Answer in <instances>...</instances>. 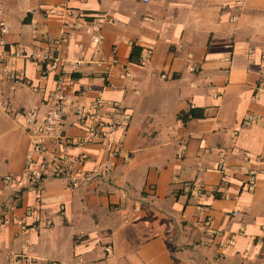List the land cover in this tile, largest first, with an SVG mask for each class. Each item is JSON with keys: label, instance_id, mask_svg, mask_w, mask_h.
<instances>
[{"label": "crops", "instance_id": "obj_1", "mask_svg": "<svg viewBox=\"0 0 264 264\" xmlns=\"http://www.w3.org/2000/svg\"><path fill=\"white\" fill-rule=\"evenodd\" d=\"M82 13L98 27H74ZM0 18L21 51L0 62V264H264V0H0ZM45 49L62 63L41 72L31 53ZM57 81L66 140L44 137L30 185L25 117L43 116ZM96 95L127 123L110 144L67 140ZM189 106L203 115L181 122ZM61 151L84 155L65 176Z\"/></svg>", "mask_w": 264, "mask_h": 264}, {"label": "built area", "instance_id": "obj_2", "mask_svg": "<svg viewBox=\"0 0 264 264\" xmlns=\"http://www.w3.org/2000/svg\"><path fill=\"white\" fill-rule=\"evenodd\" d=\"M99 17L94 15L86 17L82 13L74 23V27H80L83 23H87L92 28L98 27ZM7 23L0 18V62L5 59H12L21 55V51L15 47H7L4 45L2 36L8 31ZM99 39L97 32L93 33L92 41L96 42ZM31 58L35 60L41 72L45 70L57 69L62 60L52 54L49 49L39 50L31 53ZM115 59L112 58V61ZM127 74V72H125ZM13 78L22 79L19 73H13ZM48 103L42 117H38L37 109L34 107L27 112L25 117L29 125V133L31 136V148L27 154L23 164V175L30 185H36L46 170V163L33 157V153H38L43 149V140L46 135H51L54 139L66 140L63 132L64 113L71 98L65 89H63L60 81H57L54 89L48 93ZM76 113L79 119L88 121L85 126V131L82 135L71 140L75 144H82L99 140L102 143L110 144L113 140V135L121 127H123L130 116L129 111L121 106L117 101L106 99L100 95H96L88 102L81 103L76 107ZM252 118V114H247L244 122H248ZM84 155L74 154L68 155L61 151L55 153L50 160L52 163V171L57 175L65 176L70 171L71 166L80 161ZM254 173L251 171L246 175V185L251 187L253 184ZM0 218V225L2 223ZM105 252H109L111 245L105 243L102 245ZM11 264H31V259L24 254H12L8 257Z\"/></svg>", "mask_w": 264, "mask_h": 264}, {"label": "trees", "instance_id": "obj_3", "mask_svg": "<svg viewBox=\"0 0 264 264\" xmlns=\"http://www.w3.org/2000/svg\"><path fill=\"white\" fill-rule=\"evenodd\" d=\"M139 53H140V46L135 43H131L128 52V60L132 62H138ZM202 115H203L202 108L191 107V106H189L186 110H180L176 113V117L180 119L181 122H185L191 116L201 117Z\"/></svg>", "mask_w": 264, "mask_h": 264}]
</instances>
